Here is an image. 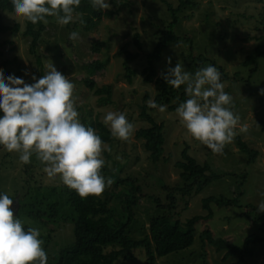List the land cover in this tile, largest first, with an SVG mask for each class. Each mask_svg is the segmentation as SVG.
Wrapping results in <instances>:
<instances>
[{
	"label": "rangeland",
	"instance_id": "obj_1",
	"mask_svg": "<svg viewBox=\"0 0 264 264\" xmlns=\"http://www.w3.org/2000/svg\"><path fill=\"white\" fill-rule=\"evenodd\" d=\"M195 2L198 4L196 8H189L181 13V16L190 15L191 18H183L177 26L176 32L183 39L170 44L165 50L156 64L158 74L162 76L161 73L166 72L167 67L175 66L177 62L191 73L208 64L215 65L222 74L221 81L225 85V91L233 98V111L240 117L237 135L225 146L223 153H213L191 136L176 112H171L168 108L164 112L149 108V113L157 122L165 125V152L158 162L152 159L144 139L136 136L138 129L150 126L140 116L141 106L147 104L149 99L155 100L158 93L157 84L144 82L145 76L140 75V71L147 64L146 54L154 49L162 31L172 20L168 5L177 7L178 0H122L118 5L112 0V8L104 11L114 10V13L104 15L96 30L91 32H86L77 22L80 19L77 11H74V20L69 25L61 26L55 17H48L44 37L37 51L43 57L42 71L36 56L30 52V42L24 34L27 20L15 16L14 12L0 11L6 24L14 25L19 22L21 25V30L16 34L7 33L1 38L4 47L0 63L8 61L4 68L8 74L15 73L31 83L33 74L40 78L42 75L38 71L45 74L47 66L54 63L57 70L75 84L74 96L80 120L83 113L92 108L101 112V116L107 111H123L133 123L135 131L132 136L127 141L116 138L117 141L112 145L106 143L111 152L105 151L103 155L107 168L111 171L105 177H111L115 173L123 180L117 183L112 179L111 186L105 189L112 195V204H119L117 192L131 191L133 181L142 188L139 192V203L135 207L136 222L132 223L131 228L135 237L150 233V222L154 216H171L185 225L193 216L206 217L209 213L203 207L204 198L222 195L239 198L242 207H219L212 203L213 216L210 219L203 218L197 223L193 245L179 253L157 257L156 264H234L237 259L225 261V253L217 251L203 237V233L211 230L216 238L223 237L242 244L249 234H262L260 225L264 223V220L259 223L255 221L264 216V212L257 211V205L264 202V95L260 93V89L264 88V56L259 57L256 63L245 65L249 56L257 55L258 48L264 46V0ZM72 31L79 33V38L75 41L69 39ZM137 34L142 43L141 50L135 43ZM208 36L213 39L210 41ZM97 39L103 41L102 55L91 49L93 41ZM190 41L195 44L194 50L189 47ZM123 46L139 54L131 63V67L136 70L131 84L126 77L125 55L115 57ZM193 55L195 57L192 58ZM105 56L110 57L108 65L94 79L99 86L113 85V103L98 106L99 96L84 82L87 74L82 66L88 61ZM169 57L170 65L167 59ZM190 63L192 66L198 65L197 69L196 66L193 68L189 65ZM25 69L28 70V75H25ZM244 124L248 125V131L240 132L239 126ZM238 136L259 151L254 163L249 164L248 154L240 150ZM187 145L189 153L198 162H209L215 172L224 174L223 177L206 187L185 193L181 170L175 163L182 160L181 153ZM0 170V190L17 197L11 205L14 215L19 213L21 207L19 198L29 201L27 188L54 190L61 196L60 201L62 197L66 199L68 187L61 182L58 175L49 178L44 172V165L35 155L31 158V163L22 164L17 153H9L0 148ZM243 174L247 175L246 179L242 178ZM56 197L57 195L51 198V201ZM249 204L255 206L254 219L240 216L247 211ZM118 210L121 212L122 208L119 207ZM21 220L25 227H35L28 219ZM37 228L41 231L44 247L47 240L53 246L55 242L63 245L73 238V224L64 205L60 207L58 220H51L49 225L40 224ZM254 249L255 254L249 258V264H264V242L256 244ZM136 254L139 258L137 262L120 259L116 264H147L144 250H136Z\"/></svg>",
	"mask_w": 264,
	"mask_h": 264
},
{
	"label": "trees",
	"instance_id": "obj_2",
	"mask_svg": "<svg viewBox=\"0 0 264 264\" xmlns=\"http://www.w3.org/2000/svg\"><path fill=\"white\" fill-rule=\"evenodd\" d=\"M163 1L165 2L166 0ZM178 1L179 4L177 7H173L171 4L168 5V11L171 14L172 20L166 29L162 31L154 49L146 54L147 64L140 71V75L145 76L144 82L157 84L158 93L155 98L156 103L158 105H167L168 110L171 112H176L177 106L188 98L184 91L185 86L182 85L177 89L171 85H167L163 77L159 76L156 64L170 44L183 39V37L177 34L176 28L183 18L190 19L191 16L186 15L183 17L181 13L186 9H194L198 6L195 0ZM0 11L14 12L11 0H0ZM75 11L80 13V19L77 22L80 23L86 32L96 30L104 15L114 13V10L105 12L104 10L94 9L91 6L90 0H81V4ZM45 29L46 24L43 22L32 24L26 21L24 30V34L30 42V52L36 56L41 71L44 61L43 57L37 51L40 49V41L44 37L43 33ZM20 30L21 25L19 22L14 25H8L4 21V16L0 13V58L3 56L4 47V42L1 39L2 36L7 33L16 34ZM208 39L211 41L213 38L208 36ZM135 43L140 50L143 48L139 40V34L135 36ZM102 46L103 41L97 39L93 41L91 49L94 53L102 55ZM189 47L194 50L195 44L193 41H190ZM115 55L117 58L125 55L124 66L126 77L130 84L133 83L136 70L131 67V63L139 57V54L137 52H131L126 46H123ZM261 56H264V46L258 48L257 55L249 56L245 65L258 62ZM193 57L195 56L193 55ZM109 59V56L98 57L84 63L82 66L87 74L84 82L99 96L98 106H107L113 103V85L106 84L99 86L94 79V76L98 72L106 69ZM7 64L8 61L0 63V71H3L5 74H8L4 70ZM189 65L192 66V63ZM195 66L197 69L198 65ZM195 66L192 67L194 68ZM40 70L38 71L39 74L43 75V72H40ZM79 109H83V107H79ZM148 109L147 104H143L141 106L140 116L142 119L147 120L150 126L138 129L136 136L144 139L145 147L150 151L152 159L158 162L165 152V125L164 123L157 122L149 113ZM101 117V112L90 108L83 113L81 121L96 129L102 139L112 145L117 139L111 135L109 128L104 125ZM262 122L264 123V121ZM237 142L240 150L248 154V163H254L259 156V151L249 146L241 136L237 137ZM181 155L182 160L177 161L175 166L181 170V179L185 183L183 186L185 193H191L197 188L206 187L224 175L222 173L220 174V172H215L209 162H198L189 153L188 145L183 149ZM101 171L104 176L111 172L107 168V163H105ZM246 176V174H243L242 178L246 179ZM111 178L116 180L117 183L123 181L115 173ZM32 190H34V193H32ZM140 191H142L140 184L133 181L130 192L120 191L116 193L119 197V204L114 205L111 203L112 195L106 190H104L102 196L89 195L82 198L75 190L68 188L66 199L62 197V201H60L61 196L54 190L48 191L45 188H27L26 193L29 201L27 202L25 198H19L21 203L19 205L21 207L17 215L20 219H28L35 227L40 224L49 225L51 220H58L61 205L65 206L70 222L73 224V238L66 244L58 245L55 242L53 246L47 240L45 246L48 254L47 264H116L120 259L137 262L139 258H137L136 250L140 249L142 251L144 250L147 264H156L157 257H164L171 253H179L193 245L197 223L203 218L210 219L213 216L212 203H215L219 207L241 206L238 197L230 198L224 195L219 197L209 196L203 199V207L209 211L206 217L193 216L183 225L180 220H174L171 216H154L150 222V233L145 234L143 237H135L131 228L136 222L135 207L140 200ZM30 193L32 194L30 195ZM56 195V199L51 201V198ZM12 197L13 200L17 199L16 196ZM119 207L122 208L121 212L118 210ZM255 212V206L249 204L247 211L241 213L240 216L254 219L253 213ZM261 218H257L255 221L258 223L263 221L264 216ZM260 229L262 234L251 233L245 238L242 244H236L223 237L216 238L211 230H206L203 233V237L211 245L215 246L217 251L225 253V261L236 258L237 261L234 264H249V258L255 254L254 246L264 242V223L260 225Z\"/></svg>",
	"mask_w": 264,
	"mask_h": 264
},
{
	"label": "clouds",
	"instance_id": "obj_3",
	"mask_svg": "<svg viewBox=\"0 0 264 264\" xmlns=\"http://www.w3.org/2000/svg\"><path fill=\"white\" fill-rule=\"evenodd\" d=\"M15 16L32 24L48 23V17L68 25L74 20V11L81 0H11ZM94 9L106 10L112 0H90ZM118 5L122 0H115ZM79 33H69L77 40ZM171 64V57L167 58ZM40 78L32 75L31 83L15 73L0 71V148L17 153L22 164L31 163L35 155L44 165L49 178L60 177L61 182L85 198L101 196L113 183L102 174L106 160L105 151L111 152L98 131L80 120L74 96L75 84L57 70L54 63ZM28 75V70H24ZM167 85L185 86L187 99L176 108L177 116L191 136L207 146L213 153H223L237 135L240 117L233 111V98L225 91L221 72L208 64L195 73L185 70L181 63L167 67L161 73ZM264 95V88L260 89ZM147 106L166 111L167 105L154 99ZM111 135L127 141L135 131L134 125L123 111H107L101 117ZM247 132L248 125H240ZM13 197L0 191V264H47L48 255L41 231L25 227L18 215L13 214ZM264 212V202L257 205Z\"/></svg>",
	"mask_w": 264,
	"mask_h": 264
}]
</instances>
